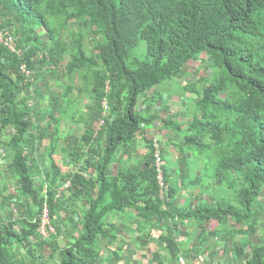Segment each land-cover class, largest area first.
Masks as SVG:
<instances>
[{
    "label": "trees",
    "instance_id": "16d2710c",
    "mask_svg": "<svg viewBox=\"0 0 264 264\" xmlns=\"http://www.w3.org/2000/svg\"><path fill=\"white\" fill-rule=\"evenodd\" d=\"M0 32L15 49L0 40V160L35 207L27 209L31 220L23 218L17 228L11 212L7 221L0 216V264H25L28 246H36L40 264H112L100 258L109 253L119 260L122 233L107 220L115 215L125 214L139 231L169 219L154 240L178 264L180 257L192 262L204 254L212 235L244 237L258 224L264 230V0H0ZM140 40L145 59L132 57ZM193 59L206 63L210 74L178 85L195 92L190 121L181 131L182 123L165 117L162 128L181 133L182 148L214 156L210 178L219 189L215 196L203 190L205 199L179 208L181 185L195 190L205 176L178 184L163 164L167 188L160 196L154 137L146 129L156 121L153 103L164 101L160 88L169 91L167 81L185 76ZM61 77L62 89L50 97L53 113L36 120L49 109L42 106L43 86L33 89V81ZM64 120L81 124L82 131L58 146ZM41 141H47L46 162L26 149ZM124 144L141 152L137 170L119 154ZM59 150L84 165L65 170ZM3 192L2 206L9 204ZM74 198H83V207L72 226L62 219ZM45 207L54 229L47 238L38 231ZM187 220L196 223L194 246L176 239V228ZM232 246L243 264H264V236L249 243V251L236 241ZM214 253L206 264H215Z\"/></svg>",
    "mask_w": 264,
    "mask_h": 264
},
{
    "label": "rangeland",
    "instance_id": "374dc122",
    "mask_svg": "<svg viewBox=\"0 0 264 264\" xmlns=\"http://www.w3.org/2000/svg\"><path fill=\"white\" fill-rule=\"evenodd\" d=\"M40 31H43L42 29ZM92 34L88 35V41L90 42ZM89 51V50H88ZM132 57L138 58V59H145L146 58V43L144 40H140L137 47L134 49L132 53ZM203 56H201L202 58ZM205 58V57H204ZM206 64V63H205ZM203 61L201 62L199 60H190L186 66L184 67V70L186 71L185 76L178 78L175 82H171L168 80V90L166 91L161 87L160 89L164 93L163 100L159 102L153 103V111L156 115V121L153 123L152 126H149L146 129V133L148 135H153L154 139L158 142H160L161 145H159L161 154L164 156L165 162L164 166H166V169L170 171L171 177L173 181H178V184H180V180L182 181H189L192 178H197L199 175L204 178V182H200L198 185L201 187H196L195 190L190 189L191 187H186L184 184L181 186H184V190L182 191V197H179L175 200V205L182 204L183 200L185 198H191L189 200V205L199 202L202 199L206 198V195L203 194V190H208L207 194H212L213 196L217 195L215 192L219 189V182L217 180H212L210 178L211 171L213 172L216 166V159L211 154H201L198 153L196 150L192 151L190 149L182 148L180 145V140H183V135L176 134L173 132L171 128L163 127L164 118L165 117H171L172 120H177L180 123H182V130L186 129V124L190 121V114L189 109L193 107V100L195 96V92H191V90H188V92L183 91L178 87V85H184L188 83H192L195 80H197L202 75H209L210 69L205 68V65ZM174 79V78H173ZM61 80H63V77H61L59 80H53L51 79L49 83L42 82L40 80L33 81L32 88L38 89L40 87L44 90V95L46 99H44V102L42 103V106H44V109H49L48 112L42 113L40 116H36V120H42L47 118V114L53 113V108H50L49 102L50 97L52 95H55L57 92H59L62 88ZM165 82L164 84H166ZM43 83L45 85H43ZM163 84V85H164ZM161 85V86H163ZM197 88L200 87L199 83L196 86ZM149 93V92H148ZM143 94L140 97V107L143 108L145 106V97H149L150 95ZM63 102L59 101L58 106H62ZM138 105V107H139ZM12 130L10 129L6 133L9 134ZM82 131V125L78 124L77 122H72L70 124H66V121H62L61 128H60V136L61 141L58 143V146L64 145L63 139L65 137L70 136L72 133L75 135H80V132ZM84 145H87V143L83 140L79 141ZM46 145L47 141H41V142H35V143H29L26 146L27 152L32 154L35 158L39 160V162H46L45 153H46ZM138 146H144V139L137 141ZM133 146V155L132 161H129V165L132 168H138V166L141 164L142 159L140 158V152L136 150L134 145ZM70 149V148H69ZM0 150L3 151L2 146L0 145ZM135 151H137L135 153ZM58 159L61 162L62 166L65 170H69L72 168V165L76 163L80 165H84V162L82 159H77L76 157L72 156L68 153L63 154L61 151H57ZM139 155V156H138ZM130 156V155H129ZM138 156V157H135ZM130 159V157H129ZM131 162V163H130ZM41 165V163H40ZM43 165V164H42ZM0 168H1V174L2 177H0V188H4L3 196L9 197V204L3 205L0 202V216L5 220H9L10 217H8L7 213L11 212L14 216V219L18 221V224L16 225V228L22 224V219L26 218L28 220H31V217L28 213V208H31L33 211H35V207L33 205H30L28 203V200L25 199L19 190V182L18 180L9 173L7 170L6 162L5 160H0ZM112 168V165L110 166ZM44 173V169L41 168ZM37 181L39 182L40 179L37 178ZM190 190V191H189ZM260 211L262 212V218L264 219V196L261 197L260 200ZM188 206V205H187ZM69 210L65 215H63V221H66L68 224H71L72 226L75 225V221L78 217L79 210L83 207V198H74L71 203L68 204ZM183 208V207H182ZM49 216H46L44 219L45 226H41L40 232L47 236L48 231L50 228V218ZM69 217V218H68ZM72 220V221H70ZM164 225H169L170 221L169 219H165ZM195 227L193 229L195 230V233H197V227L195 221L191 220ZM185 223V222H184ZM183 225V224H182ZM207 229L211 230L213 228L212 223H207ZM52 227V226H51ZM179 227V226H178ZM177 227V228H178ZM176 228V229H177ZM64 230V227H62ZM186 229V228H185ZM184 228L179 227V230H185ZM53 231V230H52ZM192 237L190 238V241L193 240V243H197L196 236L194 234H191ZM264 236V230L258 224L256 226L255 231L250 232L247 236H236L234 239H231L230 237H224L221 235H212L208 237L207 242L205 244V253L207 252L208 256H210V253L212 250L215 251L213 256V261L215 264H243L241 258H235L233 256V241L239 242L245 251H249L248 244L249 243H259L261 241V238ZM48 237V236H47ZM70 238V237H69ZM60 244L63 245L64 242L62 239H60ZM224 245L227 247L224 248ZM23 256L26 258L25 264H40V258L36 256L37 249L36 246H28L23 251ZM122 259H127V261L130 264L131 258L130 256L119 255ZM112 259V264H120L119 260H115L113 255H108L107 257H103L100 259L101 263L105 261ZM44 262L49 260V257L43 258ZM105 261V262H106ZM123 261V260H122ZM125 262V261H124ZM110 263V261H109ZM126 264V263H125Z\"/></svg>",
    "mask_w": 264,
    "mask_h": 264
},
{
    "label": "crops",
    "instance_id": "0c3cea01",
    "mask_svg": "<svg viewBox=\"0 0 264 264\" xmlns=\"http://www.w3.org/2000/svg\"><path fill=\"white\" fill-rule=\"evenodd\" d=\"M131 145L132 144H124L120 146L119 154H122L123 156H125L127 160L133 163L132 156L134 155L132 152L134 151H133V146ZM135 149L138 150L137 148ZM136 152L137 151H135V153ZM163 161L165 162V159H163ZM112 168L109 167L108 171L110 173H112ZM138 168H133V169L137 170ZM182 191L183 190H181L180 192L181 194ZM180 197H182V195ZM189 200H191V198H185L183 200V205L177 204L178 203L177 202L176 207L185 208L187 205H189L188 204ZM125 212L128 215L131 213L133 214L132 209H127ZM124 215H115L113 217L107 218V220L109 222L114 223L117 229L122 233L121 236L119 237V242H117L118 244L117 246L121 250V252H119L120 255H124L123 257L130 256L131 258L130 264H178L176 261H172L168 259L166 257L167 253L165 252L163 245L158 241V239L157 241L154 240L158 238V236L160 235L161 232V230L159 229L160 225L164 224L166 220H164L163 222L153 221V224L151 222V224H149V226H147L146 229L143 228L139 231L137 228L136 229L133 228L134 221L133 220L127 221ZM181 226L182 228L184 229L186 228V229L179 230V227ZM179 227L175 230L176 239L183 244L182 246H194L195 243H193V240L190 241V238L192 237L191 234H194L196 236L195 230L193 229V227H195L193 222L191 220H187L183 225H180ZM143 236L145 237V239L143 238ZM108 255L109 253L106 255V257ZM121 257H119L120 264L129 263L127 261L128 258L122 259Z\"/></svg>",
    "mask_w": 264,
    "mask_h": 264
},
{
    "label": "built area",
    "instance_id": "2783aa9c",
    "mask_svg": "<svg viewBox=\"0 0 264 264\" xmlns=\"http://www.w3.org/2000/svg\"><path fill=\"white\" fill-rule=\"evenodd\" d=\"M0 40L4 42V44L11 50V51H14V45L12 44L10 38H5L3 39V34L0 32ZM106 103L104 104V108H106ZM154 158H155V167H156V172H157V176H156V179H157V183H158V186H159V192H160V196L163 195L164 193V190L167 188V184L165 182V179H164V171H163V164H164V161H163V157H162V154H161V151H160V148H159V144L157 143V141L154 139ZM69 184H65L64 186H68ZM46 216H49L48 215V210L47 208L45 207L43 209V212H42V215H41V221H40V224H39V227H38V231L39 233L44 237V238H47V236H49V233L50 232H54V229L53 227H51L50 225V228L49 231H48V235L45 236L43 235L41 232H40V228L41 226H45V223H44V219ZM49 218V217H48ZM50 224V223H49ZM53 230V231H52ZM206 255H207V252L204 253V254H200L198 255L192 262H188L187 260H185L183 257H180L179 258V264H206Z\"/></svg>",
    "mask_w": 264,
    "mask_h": 264
}]
</instances>
